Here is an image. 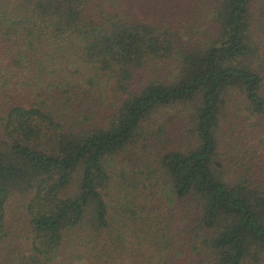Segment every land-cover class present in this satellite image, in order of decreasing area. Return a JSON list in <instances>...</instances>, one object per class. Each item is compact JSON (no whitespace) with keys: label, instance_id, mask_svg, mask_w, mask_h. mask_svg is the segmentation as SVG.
<instances>
[{"label":"trees","instance_id":"trees-1","mask_svg":"<svg viewBox=\"0 0 264 264\" xmlns=\"http://www.w3.org/2000/svg\"><path fill=\"white\" fill-rule=\"evenodd\" d=\"M129 5L0 0V264H264V0Z\"/></svg>","mask_w":264,"mask_h":264},{"label":"rangeland","instance_id":"rangeland-1","mask_svg":"<svg viewBox=\"0 0 264 264\" xmlns=\"http://www.w3.org/2000/svg\"><path fill=\"white\" fill-rule=\"evenodd\" d=\"M209 0H129L130 16L132 19L144 20L152 24H161L163 22L176 24V20L181 21V27H187L189 30L197 21L198 16L204 12L200 10V6L204 7ZM200 2V3H198ZM190 21V22H189ZM180 30H177L178 35ZM155 126H160L163 131L159 137L150 141L152 144L160 145L161 147L171 146L179 147L183 141V135L186 129L187 120L185 115L176 109H168L156 115ZM160 129V130H161ZM121 167L127 169L128 161L121 162ZM126 176L133 177L132 173ZM153 205L149 206V211L152 212ZM150 212V213H151ZM180 257L172 260L171 264H199L198 257L195 253H190L184 250ZM174 257V256H173Z\"/></svg>","mask_w":264,"mask_h":264}]
</instances>
